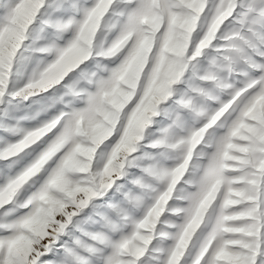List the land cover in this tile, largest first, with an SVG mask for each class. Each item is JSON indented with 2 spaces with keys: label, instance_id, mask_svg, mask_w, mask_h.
Wrapping results in <instances>:
<instances>
[{
  "label": "snow or ice",
  "instance_id": "obj_1",
  "mask_svg": "<svg viewBox=\"0 0 264 264\" xmlns=\"http://www.w3.org/2000/svg\"><path fill=\"white\" fill-rule=\"evenodd\" d=\"M0 264H264V0H0Z\"/></svg>",
  "mask_w": 264,
  "mask_h": 264
}]
</instances>
